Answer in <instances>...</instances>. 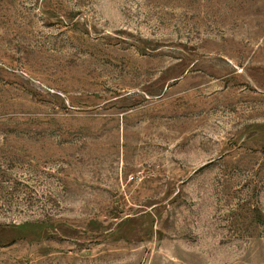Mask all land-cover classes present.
I'll return each mask as SVG.
<instances>
[{
	"label": "rangeland",
	"instance_id": "374dc122",
	"mask_svg": "<svg viewBox=\"0 0 264 264\" xmlns=\"http://www.w3.org/2000/svg\"><path fill=\"white\" fill-rule=\"evenodd\" d=\"M0 264H264V0H0Z\"/></svg>",
	"mask_w": 264,
	"mask_h": 264
}]
</instances>
